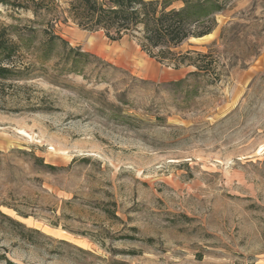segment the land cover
I'll return each mask as SVG.
<instances>
[{"label": "rangeland", "instance_id": "rangeland-1", "mask_svg": "<svg viewBox=\"0 0 264 264\" xmlns=\"http://www.w3.org/2000/svg\"><path fill=\"white\" fill-rule=\"evenodd\" d=\"M31 18L0 6V25ZM215 18L175 49L217 56L189 94L192 66L55 26L91 56L37 63L0 101V264H264V0Z\"/></svg>", "mask_w": 264, "mask_h": 264}, {"label": "trees", "instance_id": "trees-1", "mask_svg": "<svg viewBox=\"0 0 264 264\" xmlns=\"http://www.w3.org/2000/svg\"><path fill=\"white\" fill-rule=\"evenodd\" d=\"M229 1L0 0V6L5 9L32 15L25 29H20L17 23L0 25V101H5L13 89L22 86L35 71L37 63L43 66L59 53L66 56L70 71L81 72L78 64L91 55L72 47L54 29L59 23L68 21L88 32L101 30L111 40L129 36L158 61L176 67L192 66L194 70L187 72L184 78L173 81L176 89L185 88L189 94L195 91L192 80L198 78L213 84L221 78L213 51L177 52L175 49L188 38L210 34L217 23L216 15L226 9ZM28 54H35V62ZM7 264L16 263L8 260Z\"/></svg>", "mask_w": 264, "mask_h": 264}]
</instances>
